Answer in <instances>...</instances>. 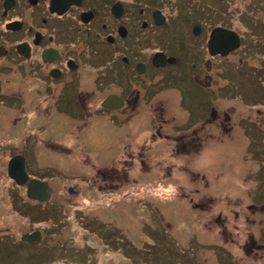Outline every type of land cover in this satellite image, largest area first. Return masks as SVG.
I'll use <instances>...</instances> for the list:
<instances>
[{"label":"rangeland","instance_id":"rangeland-1","mask_svg":"<svg viewBox=\"0 0 264 264\" xmlns=\"http://www.w3.org/2000/svg\"><path fill=\"white\" fill-rule=\"evenodd\" d=\"M140 1L168 15L178 13L189 25L195 13L200 18L203 13H258L264 22V0ZM238 28L254 38L251 31ZM231 58L237 62L239 57ZM252 66H258L256 59ZM222 72L221 89L224 93L226 83L235 85V100L219 99L210 106V98L188 85L181 92L165 91L171 96L165 117H174L165 126L168 131L175 124L181 127L183 107L201 108L205 116L207 136L194 157L175 152L165 140L150 139L156 124L141 99L129 119L119 113L110 120L94 112L87 121L78 120L81 128L71 136L58 133L67 151L49 153L36 165L38 177L51 183L49 203L29 201L21 215L7 208V181L0 176V234L34 228L42 233L41 239L18 245L4 239L0 264H264L263 86L260 75L245 65L230 77ZM233 104L227 119L233 127L224 133L209 121L214 112L222 116L221 109ZM249 113L252 121L246 120ZM102 169H114V177L103 181ZM223 230L232 236L233 244L225 243L228 250L216 244ZM250 237L253 249L242 251L240 245Z\"/></svg>","mask_w":264,"mask_h":264},{"label":"flooded vegetation","instance_id":"flooded-vegetation-1","mask_svg":"<svg viewBox=\"0 0 264 264\" xmlns=\"http://www.w3.org/2000/svg\"><path fill=\"white\" fill-rule=\"evenodd\" d=\"M166 13L141 6L140 0H0V176L7 181V208L23 214L28 202L27 182L18 185L7 175L11 159L17 169L21 166V173L40 178L36 165L49 153L65 150L58 133L71 136L81 128L78 120L87 121L94 112L110 120L119 113L129 119L141 99L146 100L156 124L150 139L165 140L175 152L196 156L207 136L205 116L201 108L183 107L181 127L175 124L168 131L165 126L174 117H165V106L171 100L165 91L181 92L188 85L192 91H201L202 98H210V106H217L219 99L235 100L236 86L226 83L223 93L220 75L222 71L233 75L238 65L250 69L253 59L258 61L254 69L260 72L264 67V23L253 20L250 13L223 14L230 16L232 29L242 26L254 36V41L241 39L240 48L243 45L248 52L236 62L231 57L240 48L225 57L208 52L206 19L195 18L189 25L185 17ZM195 26L197 34L192 32ZM234 106L227 108L230 113L220 108L223 115L214 112L209 122L228 132L233 126L227 119ZM251 115L246 116L247 121H252ZM68 152L71 155L70 149ZM98 172L103 181L115 175L114 169ZM48 190L51 192L49 182ZM36 229L0 234V242H34L24 240L22 234ZM224 232L216 244L228 250L225 243L232 245V236ZM253 242L250 237L240 245L241 250L253 249Z\"/></svg>","mask_w":264,"mask_h":264},{"label":"water","instance_id":"water-1","mask_svg":"<svg viewBox=\"0 0 264 264\" xmlns=\"http://www.w3.org/2000/svg\"><path fill=\"white\" fill-rule=\"evenodd\" d=\"M238 45L237 35L229 30L215 27L212 29L210 38L208 40V49L212 53L220 52L225 55L227 52ZM16 173V172H15ZM10 176L15 178L18 183L23 182V178L18 177L16 174H12L9 171ZM26 178V177H25ZM27 194L33 199L43 200L48 198L46 192V183L36 179L29 180ZM24 240H32L38 238V233L34 232L31 234L25 233L22 235Z\"/></svg>","mask_w":264,"mask_h":264}]
</instances>
